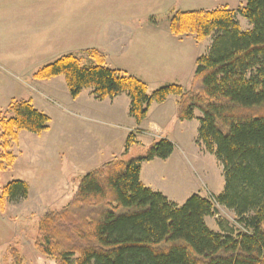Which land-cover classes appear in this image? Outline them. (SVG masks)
Here are the masks:
<instances>
[{
	"label": "trees",
	"instance_id": "trees-1",
	"mask_svg": "<svg viewBox=\"0 0 264 264\" xmlns=\"http://www.w3.org/2000/svg\"><path fill=\"white\" fill-rule=\"evenodd\" d=\"M238 15L251 31H242ZM169 29L197 43L213 39L210 52L197 60L190 90L166 85L149 93L139 78L107 68L97 51L87 52L94 65L67 54L34 79L63 77L72 99L85 90L99 101L125 94L138 125L154 104L176 97L181 122L201 113L198 143L222 164L224 191L212 198L194 194L180 207L146 187L142 165L168 160L175 151L171 141L160 139L145 156L117 158L86 174L75 184L72 201L40 220L35 246L50 264H264V0H248L238 11L177 12ZM8 113L0 119V173L14 166L11 148L21 132L41 135L51 124L30 100L13 102ZM135 144L137 133H131L126 151ZM28 195L27 183H9L0 210ZM215 203L233 211L244 232L212 231L206 220L216 215ZM10 255L13 264H25L16 249Z\"/></svg>",
	"mask_w": 264,
	"mask_h": 264
},
{
	"label": "rangeland",
	"instance_id": "rangeland-1",
	"mask_svg": "<svg viewBox=\"0 0 264 264\" xmlns=\"http://www.w3.org/2000/svg\"><path fill=\"white\" fill-rule=\"evenodd\" d=\"M38 1L0 0V119L11 116L8 110L13 102L30 100L33 105L53 106L51 132L39 139L37 135L21 132L19 142L11 148V153L16 157L14 166L0 173V196L2 190L13 181H23L29 187L26 199L8 200L4 211L0 210V264H13L10 255L12 248L20 253L25 264H50L48 258L41 255L35 246L40 220L49 213L61 212L72 201L75 184L79 181L74 185L66 184L72 179L70 177L79 174L85 176L92 168L89 164H80L79 157L75 156L73 147H70L71 121L76 115L65 104V91L68 88L61 82L64 78L60 77L62 80L56 82H50L56 78L38 81L34 79V74L43 66L68 54L67 50L83 58L85 64L94 65V60L87 58V52L97 51L104 58L107 68L121 70L139 78L148 85L149 93L166 85H178L190 90L197 60L210 52L213 39L197 43L192 35L174 36L169 29L171 17L177 12L222 8L238 11L246 7L248 2L44 0L38 4ZM55 8L62 11L60 19L58 15L55 16ZM237 19L242 31L253 29L245 18L238 15ZM118 23L126 26L128 36L124 43L119 41L121 46H115L108 37V31H112ZM133 35L134 53L119 57L122 51L128 49V39ZM114 48H120L118 54L114 53ZM173 54L182 57L180 68L173 75L168 71L164 74L163 67L172 65V61L164 57ZM134 59L136 61H132ZM146 68L154 71L155 76L144 73ZM53 88L55 92L49 93L48 90ZM77 119L78 130L83 132L82 141L85 142L86 121ZM153 145L148 139L137 140L130 151L119 153L116 147L100 155L95 162L102 165L115 158L124 161L137 159L145 156ZM192 150H188L189 155L188 152L184 154L180 179L190 185L189 194L217 197L225 188L222 164L214 155L206 152L204 146L198 143V138ZM171 163L162 168L163 173L166 169L180 168L176 161ZM57 178H61L62 182L60 180L57 188H52V182H57ZM187 191L169 194L176 202L175 197L181 200ZM187 200L179 201L178 206L182 207ZM215 208L216 215L206 220L212 231L221 234L244 232L233 211L216 203Z\"/></svg>",
	"mask_w": 264,
	"mask_h": 264
},
{
	"label": "crops",
	"instance_id": "crops-1",
	"mask_svg": "<svg viewBox=\"0 0 264 264\" xmlns=\"http://www.w3.org/2000/svg\"><path fill=\"white\" fill-rule=\"evenodd\" d=\"M40 1L44 0H39L38 4ZM59 4L60 2L57 1V5ZM54 12L55 16L58 15L60 19L62 11L58 8H55ZM133 31L134 30H131L132 33ZM108 32L109 41L111 40L115 46H121V42L119 41H123L124 43V41H126V38H128L126 34V26L121 25L120 23H118V26L114 27L112 31ZM133 37L134 35L131 37L132 40L128 39V49L125 52L122 51L119 57L123 54L130 55V53H134L135 47L133 44H135V40H133ZM119 49L120 48H114V53L118 54L120 51ZM70 51L72 50H67V52L73 54ZM136 58H138V56H136ZM164 59H170V61H172V65H170V67L164 66L162 69L163 73L165 74L168 71L169 73H172V75L175 74L180 68L179 64L182 57L178 54H173L167 58L164 57ZM132 61H136V59ZM144 73L151 77L155 76V72L151 71V69L149 68H146ZM55 80L60 81L62 79H60L59 77L53 79L50 82H56ZM61 82L66 84L65 80H62ZM53 91L55 92L54 88L53 90H48V92L51 94ZM65 93V104L69 105L71 111H73L76 115V118L71 121L70 147H73L75 156L79 157L77 158L79 161H81L80 164H89L90 167H92L88 173L106 164H96L95 161L99 159L100 155L106 154L108 151H111L116 147H118L119 153H123V151L126 152V141L131 133H137V140L142 141V139H148L150 143L154 144L160 139H168L175 146L173 155L165 161L156 159L152 162L144 163L141 170V181L146 187L155 192L162 193L171 202L177 205H179V201H182L183 199L187 200L192 195H194L189 194L191 188L190 185L188 183L184 184L180 177L181 169L184 165V154L185 152H188V150L193 151L192 149L194 148V143L196 145L197 142L198 131L200 127L198 119L202 116L200 112L197 111L195 113V120L191 122H181L178 119V99L176 97H170L164 104H154L149 110L147 119L141 125H138L136 121L130 116L131 100L125 94L120 95L114 99H105L103 101H99L94 97L91 90L83 91L77 99L71 98L68 89H66ZM35 107L39 111L48 115L52 121V105L42 104L40 106L35 105ZM77 118H82L84 119V121H86L85 128L87 139L85 142L82 141V138L84 139L83 132L81 130H78L79 121ZM50 132L51 129L48 132L37 135V139L44 137V134H49ZM54 142L50 143L53 144ZM131 149L132 148H130L128 151H130ZM53 151H55V149H53ZM174 161L177 162V165L180 166V168L178 170L166 169L163 173L162 168L171 162L173 163ZM82 177H84V175L80 174L78 176L70 177L72 179H67L69 180V182H67L66 184L71 183L74 185ZM59 179L62 182V179ZM60 180H58L57 182H52V188H57L56 186L59 184ZM182 191H187L186 196H184L181 200H178L179 198L175 197L177 200H175L176 202H174V199H171V197L173 196H171L169 193L171 192L174 194H178Z\"/></svg>",
	"mask_w": 264,
	"mask_h": 264
}]
</instances>
